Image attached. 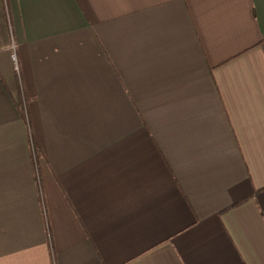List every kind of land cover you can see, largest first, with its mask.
<instances>
[{"label":"crops","instance_id":"1","mask_svg":"<svg viewBox=\"0 0 264 264\" xmlns=\"http://www.w3.org/2000/svg\"><path fill=\"white\" fill-rule=\"evenodd\" d=\"M0 264H264V0H0Z\"/></svg>","mask_w":264,"mask_h":264},{"label":"built area","instance_id":"2","mask_svg":"<svg viewBox=\"0 0 264 264\" xmlns=\"http://www.w3.org/2000/svg\"><path fill=\"white\" fill-rule=\"evenodd\" d=\"M13 59H14V61H15L16 69L18 70V66H17V64H16V57L13 56Z\"/></svg>","mask_w":264,"mask_h":264}]
</instances>
